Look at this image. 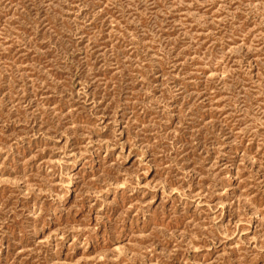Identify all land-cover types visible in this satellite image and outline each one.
Returning a JSON list of instances; mask_svg holds the SVG:
<instances>
[{"label": "rangeland", "instance_id": "374dc122", "mask_svg": "<svg viewBox=\"0 0 264 264\" xmlns=\"http://www.w3.org/2000/svg\"><path fill=\"white\" fill-rule=\"evenodd\" d=\"M0 264H264V0H0Z\"/></svg>", "mask_w": 264, "mask_h": 264}]
</instances>
